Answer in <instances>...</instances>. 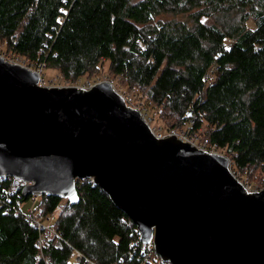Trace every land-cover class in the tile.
<instances>
[{
	"label": "trees",
	"instance_id": "16d2710c",
	"mask_svg": "<svg viewBox=\"0 0 264 264\" xmlns=\"http://www.w3.org/2000/svg\"><path fill=\"white\" fill-rule=\"evenodd\" d=\"M0 46L69 80L107 63L172 129L201 133L264 188V0H0ZM11 184L0 177V264H149L136 225L91 179L75 180L72 205L44 193L41 212L56 215L42 241L21 212L30 194Z\"/></svg>",
	"mask_w": 264,
	"mask_h": 264
},
{
	"label": "water",
	"instance_id": "95a60500",
	"mask_svg": "<svg viewBox=\"0 0 264 264\" xmlns=\"http://www.w3.org/2000/svg\"><path fill=\"white\" fill-rule=\"evenodd\" d=\"M39 81L0 56V177L70 205L91 179L170 264H264V188L248 191L227 156L157 137L110 81Z\"/></svg>",
	"mask_w": 264,
	"mask_h": 264
},
{
	"label": "built area",
	"instance_id": "2783aa9c",
	"mask_svg": "<svg viewBox=\"0 0 264 264\" xmlns=\"http://www.w3.org/2000/svg\"><path fill=\"white\" fill-rule=\"evenodd\" d=\"M6 54L0 52V56H2L4 59H6L9 62L12 63H16L19 64L21 66L33 69L28 62L25 60V58L19 57V56H9V57H5ZM39 74H40V81H41V73L40 70H38ZM105 79H90L87 78L83 81L78 80L76 83H79L76 85V87H80V88H85L88 89L90 87H92L94 84L104 81ZM118 77L117 78H110V82L112 84V86L114 87V89L123 97L125 103L130 106L133 109H136L137 111H139V113L141 114V116L144 118L145 122L149 125V121L151 119V116L149 114V111H151L148 106L145 105L144 100H142L141 96H139V104L140 106H135L132 105L131 101L128 100V98L126 96H124L120 91V89L117 88V84H119L117 82ZM108 81V80H107ZM116 82V83H115ZM81 83V84H80ZM134 101V100H133ZM194 115H192L191 117V122H193L194 120ZM153 133L157 136V137H165V136H169V135H175L176 137H178L179 139H181L182 141H186L191 143L192 145L196 146L199 149L205 150L207 152H211V153H217V154H221V155H225L228 157V155H226L225 151L221 152L223 149H220L217 147L216 144H212L209 142V140L207 138H201L200 135H198L197 133H190L187 130H171L170 132H168L166 135H162L159 132H157L156 130H153ZM229 158V157H228ZM230 159V158H229ZM232 172V171H231ZM233 173V172H232ZM234 175V174H233ZM235 176V175H234ZM12 178V184H11V188H16L18 186H25L27 184H30L31 182L28 181H24V180H20L17 178ZM240 180V179H239ZM245 188L248 191H257L260 190L261 187L258 186V188L256 187V185L244 181V180H240ZM11 190V189H9ZM44 195V193H42L41 191H37L34 192L32 194H30V199L31 200V204L30 205H25L23 207V209L21 210V212L34 224L35 227H37L38 229L41 230L42 235L40 240H44L45 235L47 234H53L54 233V229L52 226L53 223V219H54V214H43L38 206V202L41 200V197ZM58 208H62V205L59 204ZM148 246V248L151 250V253L147 254L146 257V262H149V264H170V262L163 260L154 250L153 245L151 243H147L146 244ZM81 253L79 252H74L73 254V258L75 261H79L81 259ZM85 264H89L88 261H86Z\"/></svg>",
	"mask_w": 264,
	"mask_h": 264
},
{
	"label": "rangeland",
	"instance_id": "374dc122",
	"mask_svg": "<svg viewBox=\"0 0 264 264\" xmlns=\"http://www.w3.org/2000/svg\"><path fill=\"white\" fill-rule=\"evenodd\" d=\"M162 17L164 18H170L171 15L169 14H164L162 15ZM176 18L182 19L184 18L181 15L175 16ZM247 26L249 28H254L255 24L254 22L249 19L247 22ZM224 43L227 47L230 46L231 44V40L229 39H225ZM2 48V50H4L3 46H0V49ZM1 52V50H0ZM9 56H13V54L11 53H6L5 57H9ZM33 68V67H32ZM108 65L107 63H104V66L101 68L100 72L94 74L93 76H90L88 78L90 79H105V80H110V78H114L113 76L108 74L107 71ZM34 70H39L37 68H33ZM214 71V67L210 69L209 71V75H211V72ZM41 73V81H39V83L41 85H45V86H76L79 83H76V80H69V79H64L60 76V73L58 70L53 69V68H47L44 69L43 71L40 70ZM83 79H86V77H84ZM118 82V80H117ZM116 83V82H115ZM81 84V83H80ZM117 88L120 89L121 93L126 96L128 98V100L131 101L132 105L135 106H140L139 102V94L137 93V90L134 89H129L126 85L124 84H117ZM142 100H144V97L141 98ZM134 100V101H133ZM149 114L151 116V119L149 121V127L153 130H156L157 132H159L162 135H166L168 132H170L171 130H186L187 126L183 125L178 129H172L169 124L170 122H168L169 119L163 118L162 116H159V114L156 112V110H151L149 111ZM201 130V129H200ZM198 135H201V133H199ZM221 152H224V150H222ZM257 171V170H256ZM258 172H254L253 175L256 176ZM253 175H251L250 177L253 178V180L250 181V183L256 185V187L258 188L259 185H263L260 183V181H258ZM263 188V187H262ZM31 204V200H28V202L26 203L27 205ZM56 213L54 212V217H55Z\"/></svg>",
	"mask_w": 264,
	"mask_h": 264
}]
</instances>
